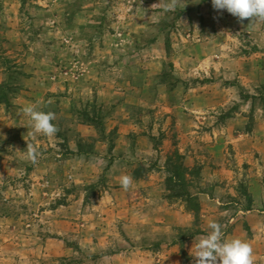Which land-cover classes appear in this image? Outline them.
I'll return each mask as SVG.
<instances>
[{
  "label": "rangeland",
  "instance_id": "rangeland-1",
  "mask_svg": "<svg viewBox=\"0 0 264 264\" xmlns=\"http://www.w3.org/2000/svg\"><path fill=\"white\" fill-rule=\"evenodd\" d=\"M169 2L0 0V264H192L213 221L264 264V21Z\"/></svg>",
  "mask_w": 264,
  "mask_h": 264
},
{
  "label": "clouds",
  "instance_id": "clouds-1",
  "mask_svg": "<svg viewBox=\"0 0 264 264\" xmlns=\"http://www.w3.org/2000/svg\"><path fill=\"white\" fill-rule=\"evenodd\" d=\"M212 7L218 12L226 10L238 21L260 20L264 21V0H211ZM177 0H170L164 5V10L174 11ZM22 114L29 118L31 128L30 136L37 134L54 136L58 132L57 126L52 123L56 119L55 113L39 110L36 105L22 108ZM25 159L33 165L38 163V148L27 143ZM121 187L127 191L132 184V177L123 175L120 178ZM210 231L195 243V251L190 249L192 264H254L253 249L251 245L239 238L224 239L222 226L213 221L208 225Z\"/></svg>",
  "mask_w": 264,
  "mask_h": 264
}]
</instances>
